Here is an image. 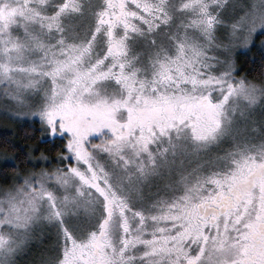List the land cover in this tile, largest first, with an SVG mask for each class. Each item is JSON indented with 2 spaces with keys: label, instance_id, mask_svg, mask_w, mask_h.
I'll list each match as a JSON object with an SVG mask.
<instances>
[{
  "label": "snow or ice",
  "instance_id": "1",
  "mask_svg": "<svg viewBox=\"0 0 264 264\" xmlns=\"http://www.w3.org/2000/svg\"><path fill=\"white\" fill-rule=\"evenodd\" d=\"M0 264H264V0H0Z\"/></svg>",
  "mask_w": 264,
  "mask_h": 264
},
{
  "label": "trees",
  "instance_id": "2",
  "mask_svg": "<svg viewBox=\"0 0 264 264\" xmlns=\"http://www.w3.org/2000/svg\"><path fill=\"white\" fill-rule=\"evenodd\" d=\"M3 123H4V121H3V120H1V121H0V125H3Z\"/></svg>",
  "mask_w": 264,
  "mask_h": 264
},
{
  "label": "rangeland",
  "instance_id": "3",
  "mask_svg": "<svg viewBox=\"0 0 264 264\" xmlns=\"http://www.w3.org/2000/svg\"><path fill=\"white\" fill-rule=\"evenodd\" d=\"M2 119H0V121H1ZM0 126H2V125H0Z\"/></svg>",
  "mask_w": 264,
  "mask_h": 264
}]
</instances>
